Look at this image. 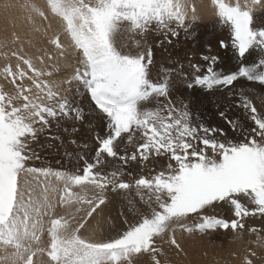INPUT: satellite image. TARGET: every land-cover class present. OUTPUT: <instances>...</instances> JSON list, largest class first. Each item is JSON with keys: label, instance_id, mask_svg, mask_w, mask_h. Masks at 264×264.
Masks as SVG:
<instances>
[{"label": "snow or ice", "instance_id": "6c2138e0", "mask_svg": "<svg viewBox=\"0 0 264 264\" xmlns=\"http://www.w3.org/2000/svg\"><path fill=\"white\" fill-rule=\"evenodd\" d=\"M52 14L63 21L65 32L69 35L74 48L80 53L74 80L83 85V89L95 106L109 119V135L100 140L95 163H87L83 174L57 176L64 182L60 202L63 206L73 203H87L91 217L105 200L102 196L86 199L73 192L74 186L89 185L103 191L118 177L117 172L104 176L93 169L102 162L101 154L116 157L118 153L115 141L123 133L133 129L140 131L144 142L137 147L141 159L147 160L149 153L170 154L176 162L173 168L169 164L167 173L160 172L152 179L140 178L136 186L155 193L159 210L153 208L151 217L144 216L141 222L131 226L118 238L107 242L93 243L78 233L84 227L79 223L70 234V221L61 216L50 221L48 235L50 250L47 255L52 264H131L132 257L141 253L160 251L156 237L169 231L173 222L185 220L193 214H200L199 221L192 225H181L188 233L215 231L216 229L236 231L243 229V218L264 216V117L244 97V107L250 109L256 136L246 137L247 142L234 144L209 139L215 130L191 123V114L187 105L177 107L170 98V78L165 75L158 81L149 76L148 67L152 63L151 50L147 54H123L115 46V36L125 24L130 32L144 33L153 25L161 31L176 35L177 27H186V0H46ZM217 9L221 26L231 30V47L234 49L240 65L236 71L222 75L214 68L218 57H203L209 61L208 67L201 73L200 65L193 64L194 75L187 81L189 89L199 87L213 90L230 87L237 80L264 85V59L249 64L244 59L251 50L264 51V29L252 27V9L247 2L242 7L239 0L235 4L225 0H211ZM260 0H251L253 5ZM195 11V8H192ZM43 16L44 13L40 12ZM53 43L61 48L59 38ZM221 41V47H227ZM13 55H16L13 53ZM23 63L32 72V83L38 92L30 99L17 86L16 95H8L0 89V246H11L14 255L21 264H33L34 252L30 241L39 242L36 234L41 217L47 215L31 199V192L22 188V175L41 173L44 176L53 173L30 168L26 162L33 157L26 154L29 144L36 138V124L47 125L49 118L68 116L79 110L66 97L53 92L39 78L46 73L36 69L32 62L23 59ZM13 71L5 68L12 83L23 79L27 72L16 66ZM44 89H47L44 92ZM46 97L48 103L42 102ZM23 99L25 103L16 106L13 102ZM163 98V100H161ZM166 101V103L164 102ZM155 103V107L144 108L146 103ZM205 133L204 137L199 135ZM99 139V138H98ZM194 141L210 148L219 159L206 155L205 149L197 150ZM191 150V151H190ZM136 153L127 159L135 160ZM124 160L126 157L121 156ZM129 184L115 183L113 190L128 189ZM244 197L254 207L249 209L240 199ZM151 199V198H150ZM98 201V202H96ZM227 202L233 208L237 219L226 221L217 216H205L203 211L214 204ZM51 208L49 203L43 206ZM80 209H77L79 211ZM252 231H256L252 229ZM171 243L179 247L174 236ZM28 253L27 256L25 254ZM155 264L159 260L153 256ZM246 264H251L246 261Z\"/></svg>", "mask_w": 264, "mask_h": 264}, {"label": "rangeland", "instance_id": "374dc122", "mask_svg": "<svg viewBox=\"0 0 264 264\" xmlns=\"http://www.w3.org/2000/svg\"><path fill=\"white\" fill-rule=\"evenodd\" d=\"M207 1L186 0V11L192 9L193 5L201 8L203 3H207L210 9L213 8L211 0ZM1 2L2 0H0V10L3 7ZM261 12L264 13V8L252 11V15L254 14L252 27L256 30L264 29V14ZM256 16L257 19L255 20ZM185 24L186 27L184 28L177 27L175 24L172 25L176 30V35L171 32L158 30L154 25L142 34L130 32L127 30L128 25L125 24L114 38L115 46L123 54L130 55H137L141 52L147 54L151 50L152 63L148 67L150 78L154 81H158L165 75L170 78L169 92L172 103L178 108L185 104L187 105V110L191 114V123L194 126L199 127L202 125L205 128L215 130L207 138L234 144L247 142L246 137L260 140L261 138L252 131L256 127L251 119L252 113L250 109L245 108L243 105L244 97H246L251 106L257 109V114H260L261 104L264 103V85L240 79L231 87L218 88L212 91H205L199 88L189 89L186 86L187 81L194 75L191 67L193 64L200 65L201 73L208 67L209 61L204 60L203 57H218L217 70L222 75L237 70L240 61L230 44V28L222 27L220 18L201 22L189 17L188 14ZM38 35L40 34L38 33ZM54 38L52 37V39L48 40V37H45L44 40H48L49 43ZM9 40L10 45L7 48H0V89L8 95H16L17 86H19L21 89H31V92L24 93L30 99H35L37 95L44 97V93L38 92L33 85V74L28 70V66L23 63L22 59H14L16 57L25 59L24 57L27 54L25 52L21 53L22 47L12 45V39L9 38ZM67 41L74 47L71 39H67ZM220 41L228 44L226 50L220 47ZM51 46L55 48V54L62 58V45L61 48H57L51 43ZM13 53L16 55H13ZM262 53L264 54V51L251 50L246 55L244 63L254 62L259 59ZM49 57V60L53 59L52 55H49ZM79 59L80 53L72 61L62 60L60 63L58 62L61 65L58 71L41 70L46 74L39 78V81L45 82L53 92L59 93L61 97L68 98L72 105L79 110L81 118H76V113H71L68 116L49 118L47 125H34L37 129L36 138L30 142L29 151L26 153L33 158L26 162V166L45 170L53 173V175L44 176L41 173H35L22 175L21 179L22 188L31 192L32 201L41 206L42 211L47 212V215L41 217L40 226L36 233L40 237L39 241L46 246L45 249H41L37 253V250H32V248L40 242H28L30 243L31 251L35 253L33 264L37 259H39L37 264H52L45 256L47 251L50 250L48 228L52 219L61 216L67 218L70 221L68 234L78 227L79 223H83L84 227L80 229L78 234L90 242L102 243L105 240L107 242V240L118 238L131 226L141 222L144 216L151 217L153 208L159 210L155 200V193L148 189L137 187L135 182L142 177L152 179L160 172L167 173L169 164L173 168L176 167V162L171 160L170 154L156 155L153 152L148 154L147 160L141 159L137 152V147L144 142V139L140 131L133 129L129 133H123L121 138L115 141V150L118 155L116 157H107L106 154H101L102 162L93 169L94 172H99L104 176L117 172L119 175L115 178L113 184H110L102 192L89 185L74 186L72 189L74 193H78L86 199H93L97 196L104 198L105 202L97 208L92 216H87V212L91 207L87 203L61 205L60 196L63 195L64 182L57 179V176L83 174V168L87 163H95L100 140L106 138L110 132L108 128L109 119L93 107L86 91L83 89V85L73 79L76 73L74 70L82 68V65L78 63ZM17 65L27 72V76L23 81L17 79L16 84H13L12 77L7 76L4 70L10 66L13 71H16ZM46 91L47 89H44V92ZM257 101H259V105L256 103ZM42 102L48 103L46 97ZM164 102L166 103V101ZM13 103L16 106H20L25 101L21 98ZM143 107L152 108L155 107V103H146ZM261 116L264 117V115ZM199 135L204 137L206 134L200 132ZM193 143L197 150L205 149L206 155L219 159V156L214 155L212 150L205 148L202 143L198 141ZM133 153H136L137 158L135 160L127 159ZM121 156L126 157V159H120ZM120 182L127 183L130 187L128 189L116 188L113 190L115 183ZM240 199L249 209L254 207L244 197ZM49 203L52 205L51 208L43 207ZM130 207L133 208L131 209ZM100 208H103L102 213ZM77 209L80 210L77 211ZM202 214L205 216H217L229 222L237 219L233 214L232 206L227 202L214 204L210 208H206ZM199 216L200 214H193L185 220L173 222L169 231L155 238V246L160 251L134 255L131 264H137L139 260H143V264H155L153 256H155L156 260H159L160 264H182L183 262L177 260L159 259L162 256L160 253H163L162 250L166 248L170 249V254H176L175 248L179 247L171 243L173 236L174 238L182 239L189 246L194 244L198 264H246V261H250L251 264H264V225H261L264 224V216L257 215L243 218V229L238 228L236 231L231 228L228 230L218 228L215 231L210 230L201 234L200 232L188 233L183 230L181 225H192L199 221ZM261 221L262 223L259 224ZM89 222L90 225L88 224ZM252 229L256 231H252ZM108 230L113 231L110 232ZM109 233L112 234L109 235ZM99 238L101 239L98 240ZM197 241H200L198 246H196ZM171 247L173 248L171 249ZM15 251L11 246H0V264H6V261L11 264H21L14 255ZM27 255L28 253L25 254V256ZM38 255L39 257H37Z\"/></svg>", "mask_w": 264, "mask_h": 264}, {"label": "bare ground", "instance_id": "6f19581e", "mask_svg": "<svg viewBox=\"0 0 264 264\" xmlns=\"http://www.w3.org/2000/svg\"><path fill=\"white\" fill-rule=\"evenodd\" d=\"M225 2L229 3V4H235L236 0H225ZM246 2L249 5V7L252 9V11L253 10L257 11L259 8H264V0H260V2L258 4H255V5H253L251 3V0H239V3L241 4L242 7L245 5ZM1 6H3V7L0 10V15H1V17H0V48H2V49L7 48L10 45L9 38H11L12 39V45L21 46L22 47L21 53L25 52V54H27V56H25L24 58L27 60H30L32 62L33 66L39 70L50 69L51 71H58L59 68L61 67V65L59 64L60 61H62V60L72 61V60H74V57L76 55H79L77 50L73 46H71L67 41V39H70V37L64 30L63 21L59 17H57L51 13V11L47 5L46 0H2ZM201 6H202L201 8H198V7H195L193 5L192 7L195 8L196 12L195 11L193 12L192 9L187 10L186 12H187L188 16L192 17L194 20L197 19L201 22H205L206 20H213L214 18L215 19L219 18L217 15V9L215 7L210 9V7L207 3H203V4H201ZM40 12H43L44 15L43 16L39 15ZM261 13H263V12H261ZM256 19H257V16L255 17V20ZM259 21H260V18H259ZM61 25H62V27H61ZM38 33L40 35H38ZM45 37H48V40L52 39V37L59 38L60 45H62V58H60V56L55 54V48H53L51 46L50 41L48 43V40H44ZM56 52H58V50H56ZM49 55H52V57H53L52 60H49V58H50ZM17 56H18V54H17ZM260 57H261V55L259 56V58ZM13 58H14V56H13ZM16 58H14V59L15 60L20 59L19 57H16ZM222 58H224V57L222 56ZM233 60H234V58H233ZM223 64H224V62H223ZM74 71H76V70H74ZM251 93H252V91H251ZM252 94L255 96L254 93H252ZM162 100H163V98H162ZM256 103L259 105V101H257ZM263 110H264V103L261 104V109H260L259 115H264ZM102 209L100 210L101 213L103 211ZM102 216H103V214H102ZM96 219H97V217H96ZM102 219H103V217H102ZM93 222H95V221H93ZM261 223H262V221L259 224H261ZM88 224L90 225V222ZM261 225H264V224H261ZM108 231H110V230H108ZM112 231H110V232H112ZM100 233H102V232H100ZM110 234H112V233H109V235ZM43 237H45V236L43 235ZM111 237H112V235H111ZM100 239L101 238H99L98 240H100ZM98 240H97V242H98ZM175 240L177 241V243L179 245V248H175L176 254L175 255H173L174 253L170 254V249L166 248V249L162 250L163 253H160V254H162V256L159 259H161V258H162V260L168 259V261L177 260V261L183 262L185 264H198L199 262H198L197 256L195 255L196 254V247L194 246V244H190V246H189L182 239L175 238ZM198 242H200V241H197L196 246L200 245ZM36 246H39V247H36ZM36 246H34L32 248V250L36 249L37 253L39 252V250H41V249L44 250L46 247L42 242L37 243ZM172 248L173 247H171V249ZM147 255H146V258H147ZM37 257H39V255ZM150 257H152V256H150ZM142 261L143 260H139L137 262V264H143ZM38 262H39V259H37L34 262V264H37ZM5 263L9 264L10 262L6 261ZM210 264H212V263H210Z\"/></svg>", "mask_w": 264, "mask_h": 264}]
</instances>
